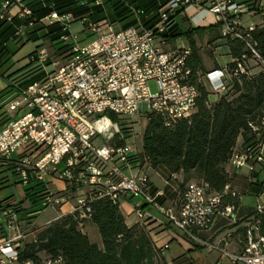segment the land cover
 <instances>
[{
	"label": "built area",
	"instance_id": "built-area-1",
	"mask_svg": "<svg viewBox=\"0 0 264 264\" xmlns=\"http://www.w3.org/2000/svg\"><path fill=\"white\" fill-rule=\"evenodd\" d=\"M103 1L94 0V3L100 5ZM162 3L147 24L141 18L143 10L128 4L136 24L120 29H115L106 19L93 22L83 17L78 20L80 29L76 31L71 26L73 15L55 10L39 19L44 25L59 24L61 40L70 43V49L66 58L55 59L44 47L37 48L30 60L44 67V80L13 92L6 103L7 111L17 116L0 126V165L10 161L18 149L21 151L14 157L19 182L13 188V199L8 206L0 207L1 222L8 231L0 237V264L16 261L18 249L28 236L29 229L19 224L13 209L24 195L23 187L32 181L43 184V209L56 210L69 201L71 192L67 184L84 191L67 213H75L79 219L89 217L90 203L96 197L109 198L120 206L133 199L131 214L141 224L153 218L149 208L190 239L219 250L232 264H264V201L255 207L242 250L228 251L200 240L193 229H209L216 215L235 221L237 211L233 205L222 206L219 194L208 193L207 186L196 181L186 183L183 191L166 203L167 191L150 181L144 171L147 164L129 161V156H137L139 152L125 145L110 144L120 132L111 114L127 117L142 110L146 116L162 115L168 125L190 116L194 110L198 90L188 81L190 69L186 62L190 49L164 48L177 27L179 14L192 9L190 19L199 16L195 24H208L211 21L206 16L212 15L222 37L243 40L260 59L249 40L256 25L244 24L242 17L264 16V0L249 3L164 0ZM12 8L16 9L15 13L11 12ZM15 18L21 23L14 26L12 36L19 39L34 24L32 11L23 0H0V19L12 22ZM84 31L94 38L79 43L78 35ZM244 72L242 63L237 62L232 74ZM226 79L225 69L208 71L202 77L208 91L215 95L226 92ZM150 82L155 84V92L150 90ZM250 128L257 139L255 149H246L236 157L235 164L252 171L255 165L264 163V117ZM54 180L63 181L66 188L54 191ZM95 187L99 188L96 196L88 195L86 191ZM13 229L16 234L12 236Z\"/></svg>",
	"mask_w": 264,
	"mask_h": 264
},
{
	"label": "trees",
	"instance_id": "trees-1",
	"mask_svg": "<svg viewBox=\"0 0 264 264\" xmlns=\"http://www.w3.org/2000/svg\"><path fill=\"white\" fill-rule=\"evenodd\" d=\"M240 1L249 3L253 0ZM23 2L31 9L35 18L34 24L26 28L25 42L41 40L34 50L16 59V51L9 48V42L16 40L12 34L14 26L18 24L14 22L15 19L12 22L0 19V78L7 83L5 88L11 93L20 92L31 83L44 80V67L32 62L30 58L37 48L43 47L45 41L53 49L51 58L64 59L69 54L70 43L61 40L60 25H44L39 21L51 11L71 13L74 21L83 17L93 22L106 19L115 29H120L136 24L128 4L143 10L141 18L147 24L154 18L159 4H163L164 0H104L100 5H96L94 0ZM176 31L177 28L170 33V39L183 34L189 42L190 54L186 62L190 69L188 81L198 90L194 110L190 116L168 125L162 115L149 113L141 134V151L137 156H129V161L134 163L139 160L152 169L164 167L172 174L182 173L180 192L186 183L196 181L205 184L208 193L219 194L222 206L233 205L237 211L240 193L232 189V177L226 172L224 165L232 157L239 136L246 149H255L257 139L250 125L259 124L264 117V16L261 24L250 32L249 38L260 59L255 57L243 40L220 35L226 40L232 61L224 68L227 71V90L219 94L214 102L209 101L210 92L202 80L204 67L192 38V30L188 29L184 33ZM82 41L83 39L79 40ZM239 61L245 72L233 75ZM110 117L118 123L120 130L110 144L123 146L129 132L128 127L121 122L123 117L112 114ZM16 162L17 159L12 158L0 165V192L11 186L8 173L17 178L13 184L19 182ZM253 183L257 184L258 180ZM67 189L71 193L78 191L76 186L68 184ZM42 190V183L32 181L23 187L29 207L24 208L21 201L14 206L17 217L24 211L27 214L26 229L32 226V219L36 216L30 214L43 210ZM98 191L99 188L95 187L86 192L96 196ZM12 199V193L0 196V207L8 206ZM88 219L98 230L101 247L92 242L83 231L85 219H79L75 213L65 214L47 225L29 229L28 236L18 249L17 260L6 264H158L160 249L155 246L146 224L136 222L128 226L118 203H113L106 197H96L90 203ZM249 226L242 228L246 240ZM196 230L193 229L194 235ZM4 235L0 230V237Z\"/></svg>",
	"mask_w": 264,
	"mask_h": 264
},
{
	"label": "crops",
	"instance_id": "crops-1",
	"mask_svg": "<svg viewBox=\"0 0 264 264\" xmlns=\"http://www.w3.org/2000/svg\"><path fill=\"white\" fill-rule=\"evenodd\" d=\"M16 9L12 8L11 12L15 13ZM193 10L189 9L188 12H184L178 15L177 17V33H184L186 30H192V38L195 41L196 46L198 47V53L200 59L202 61V65L204 67V75L206 72L215 70V69H224L226 64L232 61V58L228 54V47L226 45V40L220 37L219 28L213 24V16L207 15L206 18L211 21L208 24L204 22H199L195 24L194 22L199 19V16L193 15V21L190 19L192 16ZM14 22L16 24L20 23L18 18H15ZM242 22L244 24H249L250 22L254 23L256 26L260 25L262 22V17L260 16H247L244 15L242 17ZM77 30V29H76ZM203 35V43L211 48L210 59L203 60L200 53L202 49L200 45L197 43V35ZM184 35L181 34L176 38L168 39L167 44L164 48H171L175 46H183L189 47V42L187 38L186 44H176L177 40H180V37ZM26 34L19 39L13 40L9 42V48L12 51H16L14 57L22 49L25 44ZM21 39V42L18 43V40ZM171 41L174 43L171 45ZM37 44L35 45V47ZM35 47L32 49L34 50ZM31 50V51H32ZM225 50V52H223ZM29 51V52H31ZM27 52V53H29ZM26 53V54H27ZM24 56V55H23ZM21 56V57H23ZM224 56V58H223ZM20 57V58H21ZM19 59V58H18ZM18 65V63H16ZM208 89V85H205ZM5 82L2 78H0V126L8 121V119L14 118L17 116V113H10L6 109V103L11 98L12 93L8 92L5 88ZM218 95L210 93L209 101L214 102L217 100ZM246 152V148L243 146L242 137L239 136L236 145L234 147V152L230 160L224 165L226 172L232 177V189L240 193V201L237 209V217L236 222L229 221L225 217L221 215H216L209 229H197L195 231L196 237L200 240L207 241L208 243H212L214 245L219 246L220 248H224L231 252H238L242 250L245 245V234L243 232V226H249L251 224L252 218L254 216L255 207L259 201H264V163L257 164L254 166L253 170L250 171L246 166H236L235 159L238 156L243 155ZM145 173L148 175L150 181L157 188H163L167 191V199L166 203H171L180 192V184L183 180L182 173L175 174V178H171L172 173H170L164 167H158L156 169H152L148 166L144 168ZM258 180V183H253ZM160 182L161 184H158ZM253 183V184H252ZM52 185H56L59 191H62L66 188V183L59 180H54ZM84 192L83 189L78 190L70 194H75L76 198ZM246 195H252L255 199V205H250L248 202L243 201V197ZM0 196H5L3 191L0 192ZM74 200V203H75ZM134 202L133 199H129L126 203L121 204L120 210L125 219V222L128 226H132L135 224L137 219L134 222H128L127 217L133 215L131 214V205L130 203ZM74 203H70L68 201L62 207H60L57 211L55 218L58 215H65L71 209ZM27 208V207H24ZM149 212L152 213L153 218L146 222V228L149 231V234L157 248L160 249V260L158 264H194L192 260H188L187 262L180 263L178 262V258L180 257V249L183 252H190L192 250H207L208 252H217L218 257L215 260L214 264H232L228 259L222 256L221 252L217 249H212L206 246H203L196 241L190 239L183 233L179 232L175 227L165 223L161 217L156 215L154 211L147 208ZM42 211V210H41ZM36 215L35 218L32 219V225H35V219L38 216V213L30 214ZM26 216L27 214L21 212L18 214L19 224L24 228L26 225ZM54 218V219H55ZM136 218V217H135ZM52 221V220H50ZM49 221H47L46 225ZM2 223V222H1ZM36 226V225H35ZM42 226V225H40ZM39 227V226H36ZM0 230L3 234L7 235V229L2 225L0 226ZM83 231L88 235L90 240L96 243L99 247L102 246V241L100 235L98 233L97 228L94 224H92L89 219H85L83 223ZM172 244H175L174 249L171 247ZM172 248V249H171ZM168 253V255H167ZM182 256V255H181Z\"/></svg>",
	"mask_w": 264,
	"mask_h": 264
},
{
	"label": "rangeland",
	"instance_id": "rangeland-1",
	"mask_svg": "<svg viewBox=\"0 0 264 264\" xmlns=\"http://www.w3.org/2000/svg\"><path fill=\"white\" fill-rule=\"evenodd\" d=\"M71 26H72L73 30L77 29L76 31H78L80 29V24L78 21H74ZM92 38H94V35H90L86 31L80 32L78 35V41L80 39H83V41L79 42V43H83V42L90 40ZM180 38H181L180 40L176 41V44L179 45V44H186L187 43V40L185 39L184 36L180 37ZM203 39H204L203 35H201V34L197 35V43L200 45V47L202 49V52L200 53V55L202 56L203 60H206V59H210L211 48L208 47L207 45H204ZM40 40L41 39L36 40V41L30 40V41L25 42L22 49L19 50V52L16 54L15 58L16 59L20 58L21 56L25 55L27 52L31 51L35 47V45L40 42ZM20 42H21V39L18 40V43H20ZM170 44L173 45L174 43L171 41ZM43 47L47 50V52L50 55H52L53 49L51 48L48 41L44 42ZM223 52H225V50ZM223 58H224V56H223ZM204 83H205V81H204ZM149 87H150V90L152 92L156 91V87H155V84L153 82L149 83ZM121 122L123 123V125L125 127H128V130H129L128 135L125 138L124 145L129 149L140 152L141 151V145H142L141 134H142V131L145 128L146 123H147L145 112H143L141 110L139 113L133 114L131 116L123 117ZM20 151L21 150L18 149L16 151V153H19ZM15 154L13 155V158L16 157L17 154L16 155ZM131 172L132 173L136 172V169L133 168ZM8 177H9V183L11 186L7 187L3 190V194L5 196H7L13 192V188L15 187V184H13V183L17 179L16 176L13 175L12 173H8ZM157 183L161 184L160 182H157ZM52 188L54 189V191H59V189H58V187H56V185H52ZM75 197H76L75 194L71 195V198L69 199L70 203H74ZM243 201L248 202L252 206L255 205V199L252 195L244 196ZM21 204L23 207H29V202H28L25 194L22 196ZM59 209L60 208H56V210H59ZM56 210L51 208V207H47V208L43 209L41 212L38 213V216L34 222L35 225L40 226V225L45 224L47 221L53 220L57 214ZM17 219H18V217H17ZM135 219L136 218L134 215L127 217V221L130 223L134 222ZM35 225L33 224L28 229L35 228L36 227ZM14 234H16V231L13 229V230H11L10 235L13 236ZM174 245L175 244L171 245V247H173V249L175 247ZM178 250L180 252V257L177 260L180 263L187 262L188 260H192L194 262V264H214L215 260L218 257L217 252H208L207 250H204V249L192 250L190 252L185 251L183 253L180 249H178ZM167 255H168V253H167Z\"/></svg>",
	"mask_w": 264,
	"mask_h": 264
}]
</instances>
